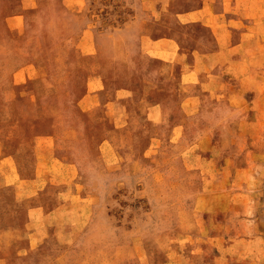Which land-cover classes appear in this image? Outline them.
Wrapping results in <instances>:
<instances>
[{
    "label": "rangeland",
    "instance_id": "rangeland-1",
    "mask_svg": "<svg viewBox=\"0 0 264 264\" xmlns=\"http://www.w3.org/2000/svg\"><path fill=\"white\" fill-rule=\"evenodd\" d=\"M200 3L0 0V149L31 145L32 154L40 155L37 191L62 177L80 194L70 199L88 195L91 203L93 198L77 244L87 254L83 260L91 259L92 249L107 251L124 241L142 255L184 245L195 231L197 213L210 212L220 200H238L237 191L248 195L249 203L253 196L264 202V97L258 114L261 157L253 173H244L246 187L233 184L234 192L221 193L220 156L241 152L234 138L253 135L252 129L225 123L250 121L253 115L233 108L227 113L216 98L191 103L186 95L195 87L179 77L178 61L191 60L193 49L204 52L216 40L202 22L176 15ZM168 40L177 54L155 47ZM87 90L98 94L94 110L80 103ZM155 102L162 107L159 121L147 117ZM173 123L181 132L171 130ZM43 136L51 137L44 142ZM199 136L207 137L197 141ZM92 138L99 139L98 149ZM111 152L116 157L110 158ZM51 157L80 168L66 174L47 160ZM43 198L18 197L17 204H41ZM38 249L39 257H4L0 264H44L43 243Z\"/></svg>",
    "mask_w": 264,
    "mask_h": 264
},
{
    "label": "crops",
    "instance_id": "crops-1",
    "mask_svg": "<svg viewBox=\"0 0 264 264\" xmlns=\"http://www.w3.org/2000/svg\"><path fill=\"white\" fill-rule=\"evenodd\" d=\"M200 1L194 8L176 15L202 22L216 40L204 52L193 49L191 60L178 61L181 68L179 77L195 87V92L186 95L191 103L195 100L197 104L198 99L203 97L216 98L219 99L220 108L227 113L233 108L235 112L253 115L250 121L238 119L225 123H232V126L235 123L237 129L253 130L252 136L234 138L241 152H227L220 156L224 162L219 170L220 191L234 192L233 184L237 188L247 186L242 185L244 173H253L255 161L261 157L258 114L260 98L264 97V0ZM155 47L163 48L165 52L172 49L175 52L177 45L168 40L155 42ZM180 57L184 59L185 54L182 52ZM80 103L85 110H94L100 105L98 94L87 90ZM183 103L182 107L185 108V101ZM161 108V103H152L147 108V117L159 121ZM254 114H257V119H254ZM176 129L181 132L179 123L171 125V130ZM47 137L51 136L41 139L46 142ZM205 137L195 138L199 140ZM219 141L222 145L228 144L223 143L222 138ZM91 143L93 148L97 146L98 149L99 139L92 138ZM195 155L191 153L190 158ZM108 156L114 158L116 153L111 152ZM39 157L32 154L31 145H15L12 152H2L0 149V258L19 255L39 257L42 254L38 248L43 243L44 264H264V202L261 204V200L253 196L252 203H249V196H244L243 191L236 192L238 200H220L216 206H209L215 208L210 212L197 213L193 219L197 224L195 231L191 232L189 242L184 245L162 248L154 255L147 252L142 255L124 241L107 251L92 249L91 259L83 260L87 254L77 244L82 240L84 225L88 223L87 215L92 212L94 200L92 198L90 203L88 195H83L77 202L70 199L80 194L77 190L72 193V187H66L68 181L62 177L56 183L50 180L45 189L41 187L37 191ZM98 157L94 150L92 159ZM47 160L55 164L59 171H66V174L73 172L74 175L76 167L80 168L58 157ZM247 161H251V165L246 164ZM258 177H255L254 185L256 181L259 184ZM38 192L44 196L43 203L17 204L18 197L29 201ZM197 207L194 204V208ZM73 241L75 247L70 246ZM52 257L55 263L53 259L47 260ZM72 258H75L74 263Z\"/></svg>",
    "mask_w": 264,
    "mask_h": 264
}]
</instances>
